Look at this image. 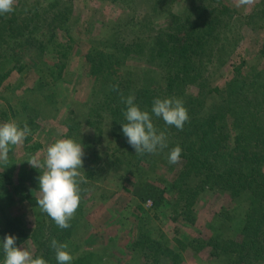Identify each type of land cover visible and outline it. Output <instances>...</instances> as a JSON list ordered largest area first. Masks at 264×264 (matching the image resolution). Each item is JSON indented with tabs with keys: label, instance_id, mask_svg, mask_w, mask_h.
Masks as SVG:
<instances>
[{
	"label": "rangeland",
	"instance_id": "obj_1",
	"mask_svg": "<svg viewBox=\"0 0 264 264\" xmlns=\"http://www.w3.org/2000/svg\"><path fill=\"white\" fill-rule=\"evenodd\" d=\"M48 1L53 0H0V17L7 11L23 15L37 3L44 7ZM204 1L210 4L212 0H173L171 7L184 15ZM152 3L71 0L66 4V0H57L53 5V10L61 7L68 12L65 28L55 37L63 45H72L61 77L54 76L55 67L47 69L57 60L51 44L43 57L27 53L22 60L24 69L12 70L0 87V174L7 181L0 182V225L7 218L29 232L35 224V211L41 216L50 214L55 227L73 231L62 251L71 255L94 251L101 258L100 264H146L141 239L147 237L179 253L173 264H223L226 255L211 256L206 240L212 234L238 236L239 212L233 210L240 202L232 201L218 188L205 189L189 208L188 220H173L169 184L179 166L155 157L160 152L158 146L170 144L162 127L150 133L141 129L125 134L120 126L110 125L109 109L93 111L102 106L97 102L102 99V83L87 73L84 54L100 50L119 22L127 23L122 29L129 36L164 29L167 23L162 18L155 20L157 28L136 23L138 17L152 14ZM214 5H226L233 14L215 43L221 48L218 55L224 64L207 66L208 72L213 70L211 83L229 80L235 67L249 74L251 81L263 79L264 0H217ZM43 33L45 43H49V31ZM8 43L9 38L1 48H7ZM146 67L144 53L128 52L119 70L123 84L132 85ZM261 112L264 117V110ZM87 113L93 126L85 121ZM146 121L155 124L152 118ZM217 122L226 132L213 136L210 142L231 146L230 119ZM145 148L150 149V156L137 161ZM21 176L26 180H20ZM22 183L29 198L21 192ZM20 249L27 257L34 247L28 241ZM250 261L264 264V255ZM171 262L170 256H161L158 264Z\"/></svg>",
	"mask_w": 264,
	"mask_h": 264
},
{
	"label": "trees",
	"instance_id": "obj_2",
	"mask_svg": "<svg viewBox=\"0 0 264 264\" xmlns=\"http://www.w3.org/2000/svg\"><path fill=\"white\" fill-rule=\"evenodd\" d=\"M69 1L66 0V4ZM216 1L210 4L204 1L203 5L192 6V12L180 15L171 7L173 0H153L152 14L138 17L136 23L156 27L155 20L162 18L167 23L164 29L129 36L122 29L127 23L119 22L103 40V47L88 50L84 60L87 73L98 77L102 83L99 88L103 92L99 95L102 99L97 101L102 106L95 104L94 112L97 108L109 109L110 125L120 126L125 134L141 129L150 133L153 128L160 131L162 127L165 138H170L168 147L158 146L160 152L155 153V157L179 166L169 184L172 219L188 220V210L196 196L205 189L218 188L232 201L240 202L233 212H239L241 227L235 231L236 238L212 234L206 240L209 254L221 256L224 253L223 264H253L251 257L264 255V117L261 112L264 110V78L251 81L249 74L235 67L229 80L211 83L213 70L208 72L207 66L215 62L224 64L218 55L221 48L215 43L233 14L226 5L215 6ZM55 3L57 0L48 1L44 7L37 3L23 15L7 11L0 17V87L12 70L24 69L22 60L27 53L32 51L43 57L51 44L57 60L47 69L55 67L54 76L61 77L72 45H63L55 37L57 31L65 28L63 25L68 19L65 9L53 10ZM46 30L50 33L49 43H45L42 35ZM7 38L8 47L3 50L1 47ZM130 51L144 53L147 67L132 85H124L119 70ZM90 117L87 113L85 121L93 126ZM146 118H152L154 126ZM224 118L230 119L231 146L220 141L210 142L213 136L226 132L221 131L225 127L217 122ZM149 152V148L141 150L137 161L150 156ZM2 176L0 174V182L7 183ZM19 179L26 180L24 176ZM22 184H19L21 192L29 198L26 184ZM58 230L50 214L41 216L37 211L29 232L13 220L3 219L0 262L4 255L3 264H100L101 258L94 251L85 250L77 255L62 251L73 231L57 233ZM28 241L34 250L26 257L20 247ZM141 241L145 242L146 264H158L161 256H170L173 264L179 256L167 246H158V242L149 237Z\"/></svg>",
	"mask_w": 264,
	"mask_h": 264
}]
</instances>
